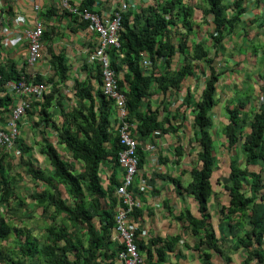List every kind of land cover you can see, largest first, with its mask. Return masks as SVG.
<instances>
[{
    "label": "trees",
    "instance_id": "1",
    "mask_svg": "<svg viewBox=\"0 0 264 264\" xmlns=\"http://www.w3.org/2000/svg\"><path fill=\"white\" fill-rule=\"evenodd\" d=\"M188 1L161 0L154 9L146 10L140 13V16L134 15L133 21L137 25L139 19L143 20L142 26L139 27H130L129 15H122V31L119 37L121 48L119 53L111 50L109 54L111 67L116 74L119 75L122 70L127 71L122 80H119L118 86L123 90L126 100V122L132 125V134L136 139L147 138L157 131L163 134L177 132V129L170 126L168 119L164 117L160 120V114L166 111L162 108L163 103L160 104L161 107L154 109L148 107L144 112H141V108L150 97L152 84H155L159 94L164 97L167 93L178 92L182 82L193 75V70L197 67L195 61L201 62L199 65L207 77L204 88L196 101H193L190 92L186 91L181 106L184 109L190 108L193 113L192 129L196 131L195 141L199 147L197 158L200 163L198 169L190 170V183L185 188L197 204V217L187 211L185 215L191 227V234L201 235L198 243L193 246L194 251H199L201 246H205L208 250L219 253V241L214 234L208 202L213 194L210 183L214 163L211 114L216 106L217 84L223 72L217 70L215 58L209 57L205 48L198 44L193 46L190 62L188 58H184L178 70L169 71V67L177 52L179 55L185 54L192 33L189 19L193 18L195 10H199L204 19H211L213 32L209 33V39L212 45L217 47L243 23L242 17L247 10L243 5L246 0H230L227 3L225 0H200L199 6ZM254 4L264 11V0H254ZM175 11L177 15L180 13L184 17L181 20L184 22L181 41L177 46L172 44V38L169 37L172 28L177 31L174 19L169 16ZM142 53L147 55L152 63L149 75H143L140 70L139 58ZM156 61H162L164 64V73L155 71ZM51 64L54 69L53 77L48 80L51 91L43 96L42 103L35 105L39 107L44 126L47 127L51 123V127L56 130L58 143L71 163H79L81 168L76 172L61 158L55 146L49 143L41 149L52 168L49 176L43 174L31 162H24L26 175L31 181L40 183L41 187L30 199L35 207L41 208L47 214L46 218L53 224L46 228L45 241L41 242L0 219V264H114L117 252L115 254L109 249L111 243L106 240L115 227L118 200L114 192L118 184L116 174L121 149L118 136L111 128L113 104L99 89L100 72L96 65L92 69L88 67L84 82L74 81L73 95L77 104L64 112L60 105V89L68 82L67 69L60 56H52ZM19 79L20 76L13 67H8L7 70L0 68V94L4 93L3 97H0V117L10 112L12 103L5 90V84ZM259 80L260 92L264 98V73L259 76ZM39 81L40 78H33V82ZM123 86L127 87V91ZM54 105L61 112V130H58L56 122L50 117V109ZM247 105L248 101L245 103L238 99L235 108L228 106L225 109L228 123L222 130L223 136L229 147H239L242 150L244 159L241 165L237 160H232L229 164L228 182L223 185L222 191L224 202L218 210L217 223L222 225L228 217H246L251 227L248 233L239 238V245L235 250L245 249L241 264H251L254 259L259 264H264V210L261 211L263 214L260 217L255 218L257 207H264V105L257 108L251 121L246 122V118H241V114L246 111ZM21 152L25 153L27 149ZM141 152L137 147L138 168L143 160ZM107 165L111 171L110 184L103 185L99 173L101 167ZM10 172L9 154L0 147L1 210L3 206L18 200L15 181ZM171 181L179 184L174 179ZM49 210H52V214L65 217L68 227L79 228L84 232H76L77 236L72 238L66 234L65 228L57 227L54 223L55 217L48 215ZM137 212L138 210H134L133 217H137ZM94 219L96 224H93ZM177 241L178 238L175 239V242ZM12 242L19 248L21 258L15 255L16 249L6 247V243ZM135 243L138 249L141 248V244L136 241ZM171 246L167 248L171 249ZM203 256L208 259L207 253L204 252Z\"/></svg>",
    "mask_w": 264,
    "mask_h": 264
},
{
    "label": "crops",
    "instance_id": "2",
    "mask_svg": "<svg viewBox=\"0 0 264 264\" xmlns=\"http://www.w3.org/2000/svg\"><path fill=\"white\" fill-rule=\"evenodd\" d=\"M0 3V22H3V24L11 22L15 16L24 18L25 21L22 24L11 25L13 29H16L17 32L20 33L22 38L24 32L31 29L35 24L39 23L44 28L41 44V60L37 64L33 66L28 65L27 45L21 41L15 48H5L0 44V68L7 70L8 67H13L20 78L38 77L41 79L38 83L44 84L50 92L51 85L48 80L52 78L54 74L51 58L52 56H60L67 69L66 75L68 78L67 84L63 85L60 89L62 97L61 103H63V101H65L63 96L64 91L68 94H74V81L76 80L80 83L84 82L87 77L88 67H91V69L92 67L94 68V65L89 63V57L96 48V36L89 29L87 23L80 21L77 15L69 13L64 9L61 6L60 0H0ZM157 3H160V0H69V5L73 9L79 12L89 11L96 14L101 19L111 17L118 10L120 5L126 4L127 8L122 15H129L128 24L130 27L137 25V23L133 21L134 15L140 16V13L151 8L154 9ZM33 5L39 7V12L33 11ZM246 5L253 6L254 0H246ZM243 6L245 8V4ZM247 11L248 9L246 10V14ZM194 18L193 15L192 19L194 20ZM260 18L262 19V17ZM251 19H253V17H251L250 20ZM242 20L244 22V18H242ZM201 21L206 25V22L209 20L208 18L204 19L201 17ZM138 22L139 25L142 26L143 20L139 19ZM257 23H260V21ZM139 25H137V27H139ZM177 31L172 28L171 33H173V35L171 34L169 37L174 38V34H176ZM190 41L192 44H198V41L193 39V37ZM188 45L191 46L190 42H188ZM179 56L176 53L171 59L169 71L178 70L183 64V60L179 58ZM143 60H149L148 56L144 53H142L139 58L140 70L143 75H149L152 71V67L143 66ZM155 65V71L164 73L165 68L163 67L164 64L162 61H156ZM125 72L127 73V71L122 70L119 75L117 74L118 82L122 80ZM192 78L195 84L194 82L190 84V87L185 89V93L189 91L190 94H192L191 92L194 91V87L197 84L196 80L199 78L198 76ZM259 82L261 83L260 80ZM96 88L97 87H95V89ZM99 89L101 90V84ZM123 89L127 91L126 86H123ZM120 91L122 93L123 90L121 89ZM49 92L44 95H47ZM185 93L183 94L181 84L178 92L167 93L164 97L159 94L155 84H152L149 90L150 97L147 99L146 103H143L141 108V112H144L148 107L154 109L156 107H161L160 104L163 103L162 108L166 111H162L160 120H163L165 117V119H168L170 126L177 129V132L174 134H163L161 131H157L147 138H137L138 147L142 151L143 160L134 178L133 187L135 188L136 185L141 182H146L150 187L149 192L139 195L138 198L140 199L141 206L136 209L138 210L137 217H133L137 220L140 230L145 233L140 235L139 231L135 238V241L141 244V248L138 249L142 258L141 264H231L233 249L230 243L231 238L235 237L237 239L236 246H238L239 238L243 237L250 230L249 220L246 217H228L222 225H218L217 223L218 210L220 205L224 202L222 195L223 185L228 182L227 174L229 172V164L232 160H235L232 157V152H242L239 147H229L228 144L224 142H222L223 145L219 148L218 142L216 141L217 136H220V138L223 137L222 130L228 123L224 120L226 117L225 109L228 106L232 108V106L225 104L227 97L221 98V93L217 88L215 94L216 106L211 114L213 121L211 136L214 163L213 173L210 179L213 194L208 202V210L211 215L214 234L219 241V253L208 250L205 246H201L199 251H194L193 246L198 243L201 235L191 234V227L186 220L185 212L187 211L192 216L197 217V204L194 198L185 191V188L190 183V170L198 169L200 163L197 158L199 147L195 141L196 131L192 129L193 113L190 108L184 109L181 107ZM3 94H0V97H3ZM122 94L124 95V93ZM8 96L12 100L11 110L20 102V99L9 94ZM220 98L221 100H219ZM42 101L43 99L40 102L35 99L29 101L30 109L25 113L28 117L24 114L16 124L17 132L18 134L20 132V134L14 139L12 148L6 151L17 149L16 153L19 154L21 158L27 157L29 152L32 151L31 144L33 141L32 139H28L29 136L27 135V133L35 131L32 126L37 125L43 127V130H45L44 133H47V129L44 127L39 115V107L35 105L36 103H42ZM219 106H221V112L217 115V113L215 114V109L219 108ZM57 109L58 107L55 105L50 109V117L58 126V117L54 114ZM113 111L111 128L113 133H115L117 112L115 109ZM221 113H223V117L220 115ZM8 114L2 116V118H4L2 126H4ZM219 126H221V128ZM47 128H51V123ZM52 132L54 133V131H51V133ZM48 139H51V137H48ZM41 145L42 144L37 143L40 153L41 149L46 144L42 147ZM150 146L155 148V152H149L147 150ZM25 149H27V152L22 153L21 150ZM243 159L244 155L242 153V159L239 157L237 161L240 162ZM27 161L32 163L30 160H25V162ZM239 164L241 165L242 162ZM79 171L80 170L77 172ZM108 174H111L110 170ZM120 174L121 172L118 170L116 174L117 181L120 179ZM171 179L176 180L179 184L172 182ZM262 210H264V207H257L256 219L263 214L261 212ZM0 211L2 210L0 209ZM235 233L238 235L232 236V234ZM176 238H178L177 242H175ZM106 240H109L111 243L109 249L113 250L115 254L117 252L114 264H119L117 255L121 250V245L118 244L113 230L108 234ZM168 246H171V249H168ZM235 248L234 253L237 255L242 256L245 254L244 248H238L236 250ZM204 252L207 253L208 259H205L203 256Z\"/></svg>",
    "mask_w": 264,
    "mask_h": 264
},
{
    "label": "rangeland",
    "instance_id": "3",
    "mask_svg": "<svg viewBox=\"0 0 264 264\" xmlns=\"http://www.w3.org/2000/svg\"><path fill=\"white\" fill-rule=\"evenodd\" d=\"M226 3L230 0H225ZM224 1V2H225ZM191 4L200 5V0H189ZM255 6V7H254ZM245 8L248 9L247 14L243 16L244 22L241 23L235 32L225 38V40L217 47H214L209 39V33L213 32V27L211 25V19L208 18V22L206 25L201 21L202 14L199 10H195L194 20L189 19L191 23L192 33L189 37V41L191 46L187 43V49L184 55L178 56L182 60L184 58H188L190 62V54H193V46L196 44H192L190 41L191 38L196 39L198 41V45H202L208 53L209 57L215 58V66L218 71H222L223 75L220 78L219 83L217 84V88L221 93V98L227 97V101L225 104H229L232 106V109L237 106L238 99L247 103L248 105L245 107L246 111H243L241 114V118H246V122L251 121L255 112H257L258 102L261 98L259 76L264 73V11L258 9L256 5L253 6L246 5ZM261 14V15H260ZM175 21V27L178 30L176 34H174V38L171 39L173 44L177 46L181 41L182 35V27L184 26V22L181 21L184 17L182 14H176V11L169 15ZM253 19L250 20V18ZM260 17H263L262 19ZM260 21V23H257ZM189 22V21H187ZM262 22V23H261ZM263 26H259V25ZM188 26V25H187ZM173 35V33H172ZM197 67L193 70L192 76L186 78L185 81L182 82V90L183 94L185 93V89L190 87L195 81L192 77L198 76L199 79L196 80V85L194 87V91L191 92L192 100L196 101L199 98V95L205 85L207 77L203 74V69H201V62H196ZM154 88V87H152ZM155 90V89H154ZM67 95V96H66ZM65 101L61 103L62 110L64 112L68 111L70 107L76 106L77 101L73 94H68L64 91ZM221 98L219 100H221ZM229 100V101H228ZM221 112V106L215 109V114L217 115ZM246 112V114H244ZM55 115H57V120L59 121L58 130L62 129L61 124V112L57 109L55 110ZM222 117L223 113L220 114ZM28 117L27 114H25ZM24 116V117H25ZM113 117V113L111 114V118ZM4 118L0 117V129L2 126ZM228 122L227 117L224 119ZM247 125V124H246ZM179 126V125H178ZM32 133L29 132L27 135L28 139H32V151L29 152L27 157H20L19 154L16 153V150L12 149L11 151H7L9 154V163L11 165L10 175L15 181V192L18 196V200L16 202H11L7 206H3V211H0V219L9 222L13 226L20 228L22 232H27L31 235L34 240H41V242L45 241L46 236V228L53 224L52 221L46 218V213L41 209L37 208L33 205L30 197L32 195L37 194L40 190V183H35L29 179L26 175V171L24 168L25 160H30L35 165V167L39 168L41 172L45 175H50L52 173V168L47 161V158L39 152V147L37 143L44 144L52 143L57 149L61 158L68 162L72 168L77 172L80 170L81 165L79 163H71L67 154L63 151L62 146L58 143V136L56 130L51 127L47 128V133H44L43 127L33 125ZM221 128V126H219ZM247 130V129H246ZM51 131H54V133ZM20 134V132H19ZM18 134V135H19ZM51 137V139H48ZM52 140V141H51ZM216 141L218 142L219 148L223 145L222 142L227 144L225 137L220 136L216 137ZM216 142V143H217ZM232 157L235 160H239V157L242 159V152H232ZM242 162V161H240ZM79 167V168H75ZM110 170L109 166H102L100 169L99 177L100 181L103 185H109V177L108 171ZM1 208V207H0ZM52 214V210H49L48 215ZM55 217L54 223L59 228H65L66 234L74 238L77 236V233L84 232L79 228H70L65 220V217L59 214H52ZM93 224H96V219L93 220ZM249 227H251L249 225ZM81 230V231H80ZM77 232V233H76ZM238 233V232H237ZM232 234V236H237L238 234ZM237 234V235H236ZM11 240V239H10ZM10 242V241H9ZM84 244L86 239L83 240ZM6 243V247L8 249H16L15 255L21 258L19 253V248L16 244ZM231 248L232 249V263L231 264H241L245 257L244 255H237L234 253V248L237 245V239L235 237L231 238ZM9 244V245H8ZM264 248V246H263ZM244 253V252H242ZM251 264H259L255 259L251 262Z\"/></svg>",
    "mask_w": 264,
    "mask_h": 264
},
{
    "label": "built area",
    "instance_id": "4",
    "mask_svg": "<svg viewBox=\"0 0 264 264\" xmlns=\"http://www.w3.org/2000/svg\"><path fill=\"white\" fill-rule=\"evenodd\" d=\"M161 1V0H160ZM61 6L69 13L75 14L80 21L87 23L89 29L97 39V45L91 56L89 63L98 66L100 72L101 92L103 96L112 102L113 108L117 112L116 133L121 146L118 154V170L121 172L120 179L115 188L114 195L118 200L115 214V227L113 231L116 235L121 250L117 255L119 264H141L142 258L138 252L135 238L137 232L145 234L140 230V226L133 218L134 210L140 208L141 202L138 198L140 194L149 192L150 187L146 182H141L134 188V178L138 171V155L136 149L138 141L132 134V125L126 122V100L118 86V76L111 67L110 51L119 53L121 41L119 39L122 31V14L127 5L122 4L118 10L109 18L101 19L89 11H77L69 5V0H60ZM1 4V3H0ZM34 12H39V7L33 5ZM24 18L15 16L11 22L3 24L0 22V44L2 47L15 48L23 41L27 45V63L30 66L37 64L41 60V44L44 28L41 24H35L31 29L26 30L23 38L11 25L22 24ZM24 39V40H23ZM143 66L151 67L149 60L142 61ZM7 94L20 99V102L13 107L4 124L0 129V147L10 150L18 132L16 124L20 118L30 109V100L40 102L43 95L49 92L42 83H34L33 78H20L16 82L5 84ZM264 105V98L261 96L258 107ZM149 152H155L153 146L148 147ZM157 163V161H156Z\"/></svg>",
    "mask_w": 264,
    "mask_h": 264
},
{
    "label": "clouds",
    "instance_id": "5",
    "mask_svg": "<svg viewBox=\"0 0 264 264\" xmlns=\"http://www.w3.org/2000/svg\"><path fill=\"white\" fill-rule=\"evenodd\" d=\"M139 252V251H138Z\"/></svg>",
    "mask_w": 264,
    "mask_h": 264
}]
</instances>
